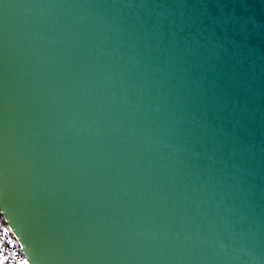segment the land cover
<instances>
[{
    "label": "water",
    "instance_id": "obj_1",
    "mask_svg": "<svg viewBox=\"0 0 264 264\" xmlns=\"http://www.w3.org/2000/svg\"><path fill=\"white\" fill-rule=\"evenodd\" d=\"M0 214L29 264H264V0H8Z\"/></svg>",
    "mask_w": 264,
    "mask_h": 264
},
{
    "label": "snow or ice",
    "instance_id": "obj_2",
    "mask_svg": "<svg viewBox=\"0 0 264 264\" xmlns=\"http://www.w3.org/2000/svg\"><path fill=\"white\" fill-rule=\"evenodd\" d=\"M8 7V0H0V14H3V9ZM12 229L8 226V222L3 220L0 214V264H29V259H16V252L8 253L5 245L11 246L12 240L9 239Z\"/></svg>",
    "mask_w": 264,
    "mask_h": 264
},
{
    "label": "built area",
    "instance_id": "obj_3",
    "mask_svg": "<svg viewBox=\"0 0 264 264\" xmlns=\"http://www.w3.org/2000/svg\"><path fill=\"white\" fill-rule=\"evenodd\" d=\"M9 239L12 240V245L11 246H8V245H5V248L7 250L8 253H11V252H16L17 253V256L15 257L16 259H20V258H25L20 250V247L15 239V237L13 236L12 232H11V235L9 237Z\"/></svg>",
    "mask_w": 264,
    "mask_h": 264
}]
</instances>
